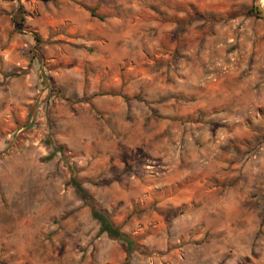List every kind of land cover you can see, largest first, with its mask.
Returning a JSON list of instances; mask_svg holds the SVG:
<instances>
[{
  "label": "rangeland",
  "instance_id": "obj_1",
  "mask_svg": "<svg viewBox=\"0 0 264 264\" xmlns=\"http://www.w3.org/2000/svg\"><path fill=\"white\" fill-rule=\"evenodd\" d=\"M72 1L0 0V264H264V215L248 218V159L257 161L261 144L245 151L247 165L225 185L196 191L198 203L187 200V181L155 180L139 120L105 116L91 101L87 60L96 47L74 43L65 23ZM186 1L197 4L186 8L187 22L173 15L172 32L188 23L203 50L248 33L251 47L264 50V21L248 13L255 0ZM127 75L119 73L122 82ZM119 93L125 100L131 90L122 84ZM72 179L132 240L127 261L125 244L99 233ZM205 205L216 215L206 217ZM252 221L260 227L248 233Z\"/></svg>",
  "mask_w": 264,
  "mask_h": 264
},
{
  "label": "crops",
  "instance_id": "obj_2",
  "mask_svg": "<svg viewBox=\"0 0 264 264\" xmlns=\"http://www.w3.org/2000/svg\"><path fill=\"white\" fill-rule=\"evenodd\" d=\"M192 4L197 3L74 0L66 3L65 23L71 25L74 43L96 47L87 60L91 101L99 99L98 110L105 116L129 112L139 120L154 179L187 181L188 201L198 203L202 198L194 197L196 191L213 188L216 180L225 185L224 179L247 165L245 151L261 144L257 161L248 159V218L254 221L264 215L254 207L262 202L264 211V50L251 47L254 38L248 33L203 50L189 36L188 23L178 34L172 32L173 15L181 12L185 21ZM163 21L171 24L170 33L159 27ZM6 39L0 31V44ZM146 41L149 50L142 45ZM235 42L239 48L232 49ZM255 56L263 59L256 63ZM121 72L128 74L124 82ZM122 84L131 90L128 101L118 94ZM203 211L206 217L216 215L214 205ZM253 221L248 233L260 227Z\"/></svg>",
  "mask_w": 264,
  "mask_h": 264
},
{
  "label": "trees",
  "instance_id": "obj_3",
  "mask_svg": "<svg viewBox=\"0 0 264 264\" xmlns=\"http://www.w3.org/2000/svg\"><path fill=\"white\" fill-rule=\"evenodd\" d=\"M250 14H252L255 18L262 20L257 16V14L254 13L253 9L251 8L249 10ZM22 14L21 9H17L15 17L19 18V16ZM92 16L93 13H91ZM21 23L23 24V19H20ZM264 21V20H263ZM15 22V20H14ZM20 23V25H22ZM34 40L36 43H39V38L35 37ZM71 184L73 188L76 191V194L80 197V199L86 203L91 208V215L93 219H95L99 224V233L100 234H106V236L114 241H118L120 243L125 244V252H126V261L128 260V257L130 256L132 250L134 249L133 242L130 240L125 234H123L118 227H115L112 222L110 221L107 214L100 212L95 209V207L92 205L91 200L85 190L82 188V186L74 179L71 180Z\"/></svg>",
  "mask_w": 264,
  "mask_h": 264
},
{
  "label": "water",
  "instance_id": "obj_4",
  "mask_svg": "<svg viewBox=\"0 0 264 264\" xmlns=\"http://www.w3.org/2000/svg\"><path fill=\"white\" fill-rule=\"evenodd\" d=\"M254 12L264 20V5H262V0H255Z\"/></svg>",
  "mask_w": 264,
  "mask_h": 264
},
{
  "label": "bare ground",
  "instance_id": "obj_5",
  "mask_svg": "<svg viewBox=\"0 0 264 264\" xmlns=\"http://www.w3.org/2000/svg\"><path fill=\"white\" fill-rule=\"evenodd\" d=\"M262 5H264V0H262Z\"/></svg>",
  "mask_w": 264,
  "mask_h": 264
}]
</instances>
